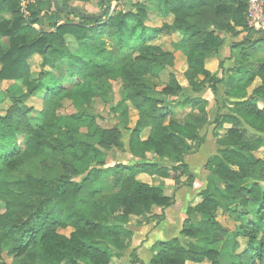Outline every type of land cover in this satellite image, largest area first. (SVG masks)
<instances>
[{"label":"trees","instance_id":"obj_1","mask_svg":"<svg viewBox=\"0 0 264 264\" xmlns=\"http://www.w3.org/2000/svg\"><path fill=\"white\" fill-rule=\"evenodd\" d=\"M93 1L59 0L69 9ZM123 1L106 0L109 10L96 20L58 11L53 0H0V85L12 83L4 90L0 86V103H12L0 114V264H114L120 259L132 246V218L154 220L157 209L171 207L177 191L192 185L195 176L186 159L204 143L202 131L210 120L208 100L198 95L223 83L207 68L209 58L219 53L227 34L248 33L234 45L243 47V61L244 50L264 44V33L248 25V0H136L128 9L113 8ZM97 7L99 13L86 12L100 14L102 0ZM152 11L173 16L172 25L147 26ZM167 30L183 34L174 47L186 57L192 94L175 72L162 91H141L154 115L146 138L147 125L137 122L127 149L118 126H96L92 134L78 136L80 122L88 119L84 106L95 98L113 99L105 77L128 78L134 85L133 79L174 65V55L155 43ZM35 56L43 61L37 76ZM233 75L226 83L232 108L215 119L229 128L218 136L219 149L208 163L223 186L221 197L207 186L201 200L187 209L180 235L156 243L148 263L133 251L131 264H187L204 257L211 264L264 263V159L258 155L264 150V62L252 65L245 81ZM36 96L43 100L41 109L26 104ZM67 99L77 113H59ZM158 105L167 109L158 112ZM171 106L191 111L178 121ZM112 109L121 110L128 123L125 101ZM108 136L118 138L120 150L131 155L129 163L106 164L113 149ZM134 159L153 163L131 166ZM141 174L172 180L175 186L143 181ZM222 208L230 211L232 229L216 218Z\"/></svg>","mask_w":264,"mask_h":264},{"label":"rangeland","instance_id":"obj_2","mask_svg":"<svg viewBox=\"0 0 264 264\" xmlns=\"http://www.w3.org/2000/svg\"><path fill=\"white\" fill-rule=\"evenodd\" d=\"M129 1L136 0H124L121 4L113 3V8L116 10L119 9H128L131 7L128 3ZM75 5L81 10L89 11L91 13H99L101 9L97 7V0H94L92 3H75ZM264 10V9H263ZM173 16L163 17L156 11H152L147 17V26L151 28L160 29L162 26L168 24L172 25ZM248 25H250V16L248 13ZM36 28L38 25L35 26ZM254 29V28H253ZM256 30V29H255ZM256 32L264 33L263 29H258ZM248 33H242L241 35L234 37L231 34L226 35L225 44L219 49V53L209 58L207 62V68L214 74H217L219 78L223 79V83L218 84L217 89H206L202 94L198 95L208 100V110L210 113L209 124L203 129L202 135L205 136L204 143L199 147V150L188 156L186 159L187 164L189 165L191 171L194 173L193 181L191 180V186H186L181 188L175 194V202L169 208H160L157 209L158 217L154 220L148 221L145 217H133L130 228L134 231V245L123 254L119 259L113 261L114 264H131L133 256V251L135 255L140 258L144 263H148L153 254V249L156 243L162 241H168L176 236L180 235V232L183 228V225L186 220V212L189 206L199 202L201 200L200 192L207 188L211 187V191L214 192L217 196L221 197L220 188H223L222 185L217 184V180L214 178V173L209 167V158L216 154L219 146L217 144L218 136L225 134L226 129L229 128L228 124L221 126L217 124L216 118L218 114L220 117L218 120H221L222 115L230 111L232 104L227 102L226 95V83L229 78L234 74L232 71L235 67H241V69L233 75L236 78H243L245 81L246 72L250 71V68L254 64L264 62V44L258 45V48L254 50L247 49L244 52H248L247 60L243 61V47L234 45L242 42L247 37ZM183 37V34L177 31H165L161 32L156 40V44L160 46L164 51L172 53L174 55V65H168L167 69L161 71L156 75H146L143 79H133L134 85L127 82L128 78H121L120 76L112 75L104 78V82L108 83L111 89L113 96L112 101L106 102L103 99L95 98L91 105H86V113H83L84 116H87V121L80 122L78 126L77 135L80 134H92L96 126L103 127L104 129L111 130L117 126L121 130V140L124 146V149H127V144L129 140V134L134 130L137 122L141 119L143 123L147 126L142 132V137L146 138L148 135L150 123L152 121V115H154V108L148 103H144L141 99L140 92L144 90H149L152 92V95L156 92L162 91L165 87V84L170 81V72H175L178 78V81L186 88L187 95L192 94L191 88L189 86V80L186 76L188 66L186 57L180 50H176L174 44ZM110 50L113 49V44L108 43ZM232 57V59H230ZM42 59L40 56H35L32 59V69L34 75L37 76L43 72L42 68ZM222 62V66L220 63ZM47 67L46 69H50ZM54 69V68H52ZM12 83L4 81L0 86L4 90L8 88ZM207 84V82H206ZM260 84V81L254 83L252 87L249 88L250 92L254 87ZM120 100L125 101L126 105L129 108V121L125 123L122 118V111L118 110L117 112L112 109V104L117 103ZM43 100L36 96L27 101L28 107H34L35 109H41ZM10 101H4L0 103V114H5V112L11 106ZM262 107V103H260ZM173 107V108H172ZM158 112L165 111L167 107L165 105H158ZM170 109V108H168ZM171 109L174 110V118L178 121H182L191 107L186 106L184 108H179L176 106H171ZM59 113L61 115H72L77 113L76 107L71 99H67L63 102ZM118 139V138H117ZM116 139V136L107 137V145L113 148L108 152L107 165H113L115 163H129L131 155L128 151L120 150V141ZM264 159V150L259 154ZM148 158H154L153 154H149ZM138 178L149 182V183H165L167 185L175 186L174 181L172 180H162L159 178H153L148 175H138ZM186 182H190L189 178H183ZM264 184V181H262ZM169 193H174L175 190L171 189ZM224 200V204H229L228 200ZM3 211V207L0 205V212ZM217 220L225 225L226 227L232 229L234 226V221L231 218L230 211L226 208L219 210L217 214ZM142 224H139V223ZM65 234H70V230L62 231ZM243 245L246 243L242 241ZM12 260H8L11 262ZM15 264H27L17 262ZM140 264V263H136ZM187 264H211V261L207 260L205 257L203 260L198 259V261L190 260ZM264 264V263H263Z\"/></svg>","mask_w":264,"mask_h":264},{"label":"water","instance_id":"obj_3","mask_svg":"<svg viewBox=\"0 0 264 264\" xmlns=\"http://www.w3.org/2000/svg\"><path fill=\"white\" fill-rule=\"evenodd\" d=\"M104 3V8L102 10V12L100 14H91L89 12L86 11H82L79 8H67L64 7L60 4L59 0H53L54 2V6L58 11H74L77 12L78 14H80L83 18L85 19H96V20H100L102 18L105 17L107 11L109 10V4L106 2V0H102ZM153 163V161L150 160H132L130 162L131 166H136V165H144V164H150Z\"/></svg>","mask_w":264,"mask_h":264},{"label":"built area","instance_id":"obj_4","mask_svg":"<svg viewBox=\"0 0 264 264\" xmlns=\"http://www.w3.org/2000/svg\"><path fill=\"white\" fill-rule=\"evenodd\" d=\"M248 4L250 25L256 30H264V0H248Z\"/></svg>","mask_w":264,"mask_h":264},{"label":"crops","instance_id":"obj_5","mask_svg":"<svg viewBox=\"0 0 264 264\" xmlns=\"http://www.w3.org/2000/svg\"><path fill=\"white\" fill-rule=\"evenodd\" d=\"M134 243H135V241H134V239H133L132 245H134ZM150 259H151V258H150ZM149 261H150V260H149ZM149 261H148V262H149ZM146 263H147V262H146Z\"/></svg>","mask_w":264,"mask_h":264}]
</instances>
